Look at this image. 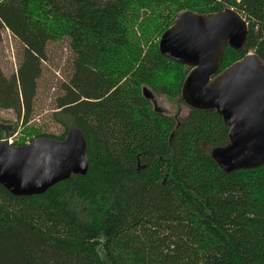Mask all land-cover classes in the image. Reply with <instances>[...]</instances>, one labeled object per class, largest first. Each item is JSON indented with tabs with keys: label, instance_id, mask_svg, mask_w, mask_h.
I'll return each mask as SVG.
<instances>
[{
	"label": "trees",
	"instance_id": "obj_1",
	"mask_svg": "<svg viewBox=\"0 0 264 264\" xmlns=\"http://www.w3.org/2000/svg\"><path fill=\"white\" fill-rule=\"evenodd\" d=\"M233 8L248 22L217 73L250 53L264 61V0H0V43L23 46L17 71L0 68V141L64 139L76 125L89 168L33 196L0 184V264H264V164L224 171L213 156L230 128L216 110L182 99L190 67L159 49L184 11ZM67 41L70 75L46 122L33 121L52 43ZM145 88L189 111L154 109ZM59 125L60 134L50 132Z\"/></svg>",
	"mask_w": 264,
	"mask_h": 264
},
{
	"label": "water",
	"instance_id": "obj_2",
	"mask_svg": "<svg viewBox=\"0 0 264 264\" xmlns=\"http://www.w3.org/2000/svg\"><path fill=\"white\" fill-rule=\"evenodd\" d=\"M248 33V22L233 8L210 14L184 11L159 40L163 55L191 68L182 87L184 102L216 110L229 126V144L213 152L226 172L264 164V61L250 53L217 73L226 46L241 49ZM88 168L87 141L74 124L62 140L0 141V184L15 196L43 194Z\"/></svg>",
	"mask_w": 264,
	"mask_h": 264
},
{
	"label": "rangeland",
	"instance_id": "obj_3",
	"mask_svg": "<svg viewBox=\"0 0 264 264\" xmlns=\"http://www.w3.org/2000/svg\"><path fill=\"white\" fill-rule=\"evenodd\" d=\"M22 50L23 46L11 32L9 30L4 31L3 40L0 43V68L7 76H11L17 71ZM71 57L72 53L67 41L49 45L48 59L43 63V74L38 82L33 121L46 122L47 116L52 111L54 101L59 94L61 83L67 81L70 75ZM145 91L155 110L172 116L176 115L180 118L188 114L189 109L187 106L179 108L180 106L177 103L170 101L164 95L149 88H146ZM0 122L6 125L13 124L18 122V118L12 110L0 109ZM49 129L50 132L55 134H60L62 131L59 125L54 124H51ZM20 131L8 139L13 142L17 141L21 137ZM29 142H31V138L27 137L26 144Z\"/></svg>",
	"mask_w": 264,
	"mask_h": 264
},
{
	"label": "built area",
	"instance_id": "obj_4",
	"mask_svg": "<svg viewBox=\"0 0 264 264\" xmlns=\"http://www.w3.org/2000/svg\"><path fill=\"white\" fill-rule=\"evenodd\" d=\"M9 140H10V141H9ZM8 142H9V143H12L13 141H11V139H8ZM13 143H14V142H13ZM13 143H12V144H13Z\"/></svg>",
	"mask_w": 264,
	"mask_h": 264
}]
</instances>
